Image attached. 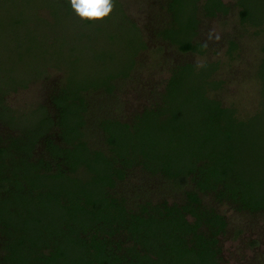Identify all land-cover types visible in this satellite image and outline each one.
Returning <instances> with one entry per match:
<instances>
[{
  "label": "trees",
  "instance_id": "1",
  "mask_svg": "<svg viewBox=\"0 0 264 264\" xmlns=\"http://www.w3.org/2000/svg\"><path fill=\"white\" fill-rule=\"evenodd\" d=\"M179 4L166 0L170 17L175 10L174 25ZM235 5L241 24L262 35L264 21L251 19L245 0ZM205 8L215 16L230 6L206 0ZM123 16L144 33L141 50L157 34L181 52L206 51L193 40L198 19L173 36L165 27L146 33ZM229 44L235 53L239 45ZM207 65L208 89L199 96L208 122L192 131L186 129L182 95L170 90L175 83L176 90L181 87L178 71L203 68L192 62L170 67L163 82L167 97L153 93L147 106L129 116L117 93L121 83L103 91L96 87L94 94L80 85L79 95L52 84L37 106L45 111L42 133L25 138L12 122L25 111L14 110L5 95L28 84L0 85V264H230L222 236L231 222L221 207L249 219L264 215V166H251L245 151L255 149L252 157L261 162L264 153L257 149L264 143L244 132L251 121L236 117L233 106L213 92L221 86L212 77L218 66ZM105 94L124 101L121 113L101 105ZM259 244L254 239L250 246ZM256 259L264 264V252Z\"/></svg>",
  "mask_w": 264,
  "mask_h": 264
},
{
  "label": "rangeland",
  "instance_id": "2",
  "mask_svg": "<svg viewBox=\"0 0 264 264\" xmlns=\"http://www.w3.org/2000/svg\"><path fill=\"white\" fill-rule=\"evenodd\" d=\"M223 1L230 6L229 11L209 16L205 14L206 0H180L176 6L179 19L174 25L175 10L170 17L166 0H112V11L95 20L79 16L70 0H0V85L28 84L5 95L14 110L25 111L12 119L14 126L24 138L30 136L28 132L42 133L45 111L37 106L52 84L79 95L80 85L89 86L86 92L94 94L97 89L121 83L123 87L117 93L128 105L124 113L129 116L137 106H147L153 93L156 98H166L169 89L163 82L170 75V67L187 61L203 68L178 71L177 77L183 79L181 87L176 90L175 83L170 90L175 97L182 95L187 131L205 129L207 105L199 95L208 89L205 81L212 69L207 63L215 62L217 74L212 77L221 80V86L213 92L226 105L233 106L236 117L251 121L242 130L264 143V31L256 35V27H244L235 0ZM245 3L252 20L264 21V0ZM123 14L146 33L153 27H165L173 36L183 25L191 29L198 19L193 40L204 43L206 51L181 52L157 34L149 38V47L141 50L144 33L125 21ZM230 40L239 45L235 53L229 52ZM126 73L130 74L124 79ZM103 96L101 105H113L116 114L125 107L123 100ZM182 149L185 151L186 146ZM245 151L251 166H264V159L257 162L252 157L255 149L246 147ZM257 151L264 153V145ZM221 208L226 209L231 222L229 231L222 236L225 262L258 264L256 257L264 252V215L249 219L225 205ZM238 227L244 231L237 232ZM254 239H259L260 244L253 249L250 243Z\"/></svg>",
  "mask_w": 264,
  "mask_h": 264
},
{
  "label": "clouds",
  "instance_id": "3",
  "mask_svg": "<svg viewBox=\"0 0 264 264\" xmlns=\"http://www.w3.org/2000/svg\"><path fill=\"white\" fill-rule=\"evenodd\" d=\"M72 8L82 18L102 19L113 8L112 0H70Z\"/></svg>",
  "mask_w": 264,
  "mask_h": 264
}]
</instances>
